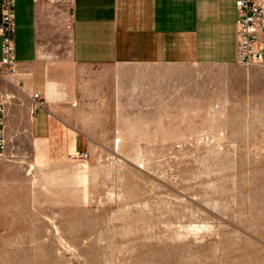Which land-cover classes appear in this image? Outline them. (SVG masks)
<instances>
[{"label": "rangeland", "instance_id": "rangeland-1", "mask_svg": "<svg viewBox=\"0 0 264 264\" xmlns=\"http://www.w3.org/2000/svg\"><path fill=\"white\" fill-rule=\"evenodd\" d=\"M160 67L87 157L6 134L0 264H264V62Z\"/></svg>", "mask_w": 264, "mask_h": 264}, {"label": "crops", "instance_id": "crops-1", "mask_svg": "<svg viewBox=\"0 0 264 264\" xmlns=\"http://www.w3.org/2000/svg\"><path fill=\"white\" fill-rule=\"evenodd\" d=\"M14 41L17 69L0 74L5 137L27 130L42 161L90 149L126 97L158 112L161 65L239 63L235 0H16ZM1 46L0 35V57Z\"/></svg>", "mask_w": 264, "mask_h": 264}, {"label": "built area", "instance_id": "built-area-1", "mask_svg": "<svg viewBox=\"0 0 264 264\" xmlns=\"http://www.w3.org/2000/svg\"><path fill=\"white\" fill-rule=\"evenodd\" d=\"M62 3L72 0H34ZM237 11L238 62L251 64L264 62V0H235ZM16 27V0H0V35L2 55L0 74L13 73L17 69L14 33ZM35 103H42L38 91L33 93ZM5 99L0 98V157L6 149L4 131ZM71 157H87V151L70 154Z\"/></svg>", "mask_w": 264, "mask_h": 264}]
</instances>
